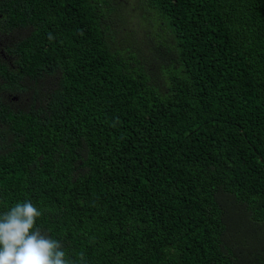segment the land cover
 <instances>
[{"label": "trees", "instance_id": "1", "mask_svg": "<svg viewBox=\"0 0 264 264\" xmlns=\"http://www.w3.org/2000/svg\"><path fill=\"white\" fill-rule=\"evenodd\" d=\"M25 200L76 264H264V0H0Z\"/></svg>", "mask_w": 264, "mask_h": 264}, {"label": "clouds", "instance_id": "2", "mask_svg": "<svg viewBox=\"0 0 264 264\" xmlns=\"http://www.w3.org/2000/svg\"><path fill=\"white\" fill-rule=\"evenodd\" d=\"M41 216V210L30 200L0 212V264H76L66 257L59 240L37 226Z\"/></svg>", "mask_w": 264, "mask_h": 264}, {"label": "rangeland", "instance_id": "3", "mask_svg": "<svg viewBox=\"0 0 264 264\" xmlns=\"http://www.w3.org/2000/svg\"><path fill=\"white\" fill-rule=\"evenodd\" d=\"M7 98L14 104L13 108L18 106L21 109H26L33 103L32 95L27 91L10 93L7 95Z\"/></svg>", "mask_w": 264, "mask_h": 264}, {"label": "flooded vegetation", "instance_id": "4", "mask_svg": "<svg viewBox=\"0 0 264 264\" xmlns=\"http://www.w3.org/2000/svg\"><path fill=\"white\" fill-rule=\"evenodd\" d=\"M17 108H19V107L17 106Z\"/></svg>", "mask_w": 264, "mask_h": 264}]
</instances>
